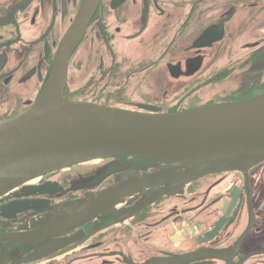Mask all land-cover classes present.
<instances>
[{"label":"flooded vegetation","instance_id":"af4514ba","mask_svg":"<svg viewBox=\"0 0 264 264\" xmlns=\"http://www.w3.org/2000/svg\"><path fill=\"white\" fill-rule=\"evenodd\" d=\"M82 4L0 0L1 118L18 115L37 99ZM65 92L73 100L149 105L166 113L261 94L264 0H99L69 56ZM114 158L129 169L149 163ZM69 169L34 183L59 188H52V206L81 197L59 179ZM44 197H0V264H147L155 258L264 264V161L247 172L202 176L180 193L148 205L135 200L122 205L120 216L89 218L54 235L39 231L42 216L36 212L5 210ZM72 238L78 239L62 244Z\"/></svg>","mask_w":264,"mask_h":264},{"label":"water","instance_id":"95a60500","mask_svg":"<svg viewBox=\"0 0 264 264\" xmlns=\"http://www.w3.org/2000/svg\"><path fill=\"white\" fill-rule=\"evenodd\" d=\"M98 1L83 0L80 14L58 44L37 99L12 118L0 117V197L49 196L14 202L5 210L36 212L42 216L39 231L48 235L89 218L120 216L123 204L135 200L151 204L180 193L202 176L247 172L264 161V92L177 113L149 105L119 107L69 98L65 92L69 56ZM121 155L149 163L129 169L114 158ZM77 165L86 167L60 180L69 184V191L79 193L78 202L52 206L49 198L56 185L32 183ZM109 179L112 182L101 188ZM17 188L21 190L14 192ZM175 263L176 259L155 258L147 264Z\"/></svg>","mask_w":264,"mask_h":264},{"label":"rangeland","instance_id":"374dc122","mask_svg":"<svg viewBox=\"0 0 264 264\" xmlns=\"http://www.w3.org/2000/svg\"><path fill=\"white\" fill-rule=\"evenodd\" d=\"M85 167H86V165H77V166H73V167H71V169H69V170H67V171H63V172H61V174H59V179H60L61 177H65L66 179H69L70 176H68L67 174L72 175V174H74V173H76V172H78V171H82L83 168H85ZM81 169H82V170H81ZM64 175H65V176H64ZM67 177H69V178H67Z\"/></svg>","mask_w":264,"mask_h":264},{"label":"bare ground","instance_id":"6f19581e","mask_svg":"<svg viewBox=\"0 0 264 264\" xmlns=\"http://www.w3.org/2000/svg\"><path fill=\"white\" fill-rule=\"evenodd\" d=\"M38 180V179H37ZM37 180L33 181L32 183H35Z\"/></svg>","mask_w":264,"mask_h":264}]
</instances>
